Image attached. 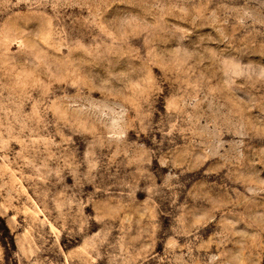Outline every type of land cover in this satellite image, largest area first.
<instances>
[{
    "label": "rangeland",
    "instance_id": "rangeland-1",
    "mask_svg": "<svg viewBox=\"0 0 264 264\" xmlns=\"http://www.w3.org/2000/svg\"><path fill=\"white\" fill-rule=\"evenodd\" d=\"M0 264H264V0H0Z\"/></svg>",
    "mask_w": 264,
    "mask_h": 264
}]
</instances>
